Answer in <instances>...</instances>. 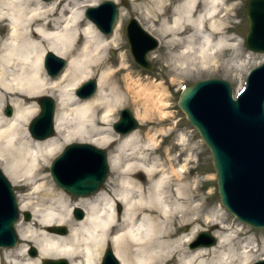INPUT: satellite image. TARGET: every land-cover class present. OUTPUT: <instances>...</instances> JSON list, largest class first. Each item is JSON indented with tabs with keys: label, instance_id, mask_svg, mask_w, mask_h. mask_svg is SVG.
Masks as SVG:
<instances>
[{
	"label": "bare ground",
	"instance_id": "bare-ground-1",
	"mask_svg": "<svg viewBox=\"0 0 264 264\" xmlns=\"http://www.w3.org/2000/svg\"><path fill=\"white\" fill-rule=\"evenodd\" d=\"M99 1L0 0V167L12 185L26 190L17 194L19 209L30 212L31 219L25 221L33 222H18L17 233L37 251L24 257L27 245L3 247L0 264H42L44 259L58 258L70 264H98L108 244L120 264H250L255 248L236 241L243 227L234 229L218 208L212 216L204 214L200 180L186 171L190 155L175 168L172 150H162L159 136L172 130L162 127L171 116L167 88L155 80L142 83L134 78L125 52L115 62L107 56L108 49L122 47L124 14L119 13L112 33L103 35L84 15L86 7ZM147 1L157 8L160 18L152 24L158 22L169 48L167 57L179 69L217 67L239 55L227 0H176L170 5ZM144 13L149 14L150 8ZM48 52L67 61L54 76L44 67ZM94 73L96 78H89ZM88 79L96 80L97 91L93 97L79 98L75 91ZM43 96L56 101L55 133L36 139L28 124ZM126 103L137 106V114L149 124L144 132L118 135L112 130L117 111ZM5 106L11 108L10 115L6 109L3 114ZM71 142L99 147L113 143L109 167L121 176L111 195L100 189L68 200L62 189L49 197L45 208L41 200H33L34 195L55 191L47 168ZM173 144L186 153V134L180 132ZM117 204L122 205L120 212ZM74 207L85 215L72 223ZM202 222L212 223L216 243L186 248ZM57 225L67 233L52 231ZM187 225L190 230L182 231Z\"/></svg>",
	"mask_w": 264,
	"mask_h": 264
},
{
	"label": "water",
	"instance_id": "water-1",
	"mask_svg": "<svg viewBox=\"0 0 264 264\" xmlns=\"http://www.w3.org/2000/svg\"><path fill=\"white\" fill-rule=\"evenodd\" d=\"M47 1V0H46ZM126 5V1H122ZM248 29L244 46L252 52L264 54V0H246L244 5ZM104 34H110L118 16V5L104 0L85 10ZM129 51L136 64L153 70L147 53L154 50L158 40L146 31L135 17L125 26ZM44 67L54 76L66 65V60L52 52L44 56ZM96 80L88 79L75 91L79 98L91 97ZM233 98L230 84L218 78L196 81L183 88L177 106L187 121L197 130L210 150L221 205L240 222L256 229L264 228V62L252 68L244 87ZM40 111L28 130L36 139H45L55 133L54 115L56 101L50 96L37 99ZM7 115L11 108H6ZM138 121L128 108H123L112 129L125 135L138 128ZM107 151L90 142H71L51 161L49 171L58 187L71 196H90L97 193L109 174ZM76 219L84 217L80 207H74ZM22 217L31 219L28 211H20L13 185L0 168V248L14 247L19 243L15 224ZM66 234L64 226L51 228ZM216 238L208 231H200L190 243V248L211 246ZM35 256V247L29 248ZM42 264H70L65 258L44 259ZM100 264H120L111 248L107 247ZM252 264H264V259Z\"/></svg>",
	"mask_w": 264,
	"mask_h": 264
},
{
	"label": "rangeland",
	"instance_id": "rangeland-1",
	"mask_svg": "<svg viewBox=\"0 0 264 264\" xmlns=\"http://www.w3.org/2000/svg\"><path fill=\"white\" fill-rule=\"evenodd\" d=\"M102 1L104 0H100L98 3ZM122 1L123 0L114 1L118 5V16H117L115 25L119 21V16H120L119 13L123 12L124 14L123 23L121 26L122 47L121 49H117V48L108 49L106 52L107 56L110 57V60L112 62H115L117 60V55L120 52H125L127 59H128V63L132 66L131 72L134 78L140 79L142 83L155 80V81H158L159 84H162L163 86L167 88L168 98H169L168 104H169V110L171 111V116L168 117L167 120H165L162 127L163 128L171 127L172 130L171 131L167 130L166 133L159 136L160 139H163L162 144H161L162 150H165L168 148L172 150L171 154L177 157V159L174 161L175 168H178L180 164H182L183 159L188 154L190 155L191 162L187 164L186 171L188 172L190 178L195 179L196 177H198V179L200 180V183H199L200 184V196H201V203L203 205L204 214L207 216H212L214 212L217 210V208L220 209L221 213H223L224 218L227 219V222L234 225V229L243 227L242 231L238 234L236 241H238L239 244L250 242L251 245L255 248L256 251H254L253 260L251 261L250 264H252L253 262L257 260L264 259L263 258L264 257V228L256 229L247 224L240 222L234 215L229 213L221 205L220 198L217 192L216 178L214 175V169L212 167L210 150L207 148V146L202 141L197 130L187 121L185 114L177 106V99H178L179 93L184 87L189 86L192 83H195L196 81L207 79V78H218V79H223L227 81L231 86L232 93L236 95L243 88L245 78L249 70L259 65L261 62H264V61H261L264 55L263 53L249 51L243 44L244 37L248 29V21L245 16V12H244V5H245L246 0H227L228 4H231V7H232V10H230V13L232 14L231 21L233 24V27L231 28L232 33L234 34L235 38L239 42V55L235 58V61L231 60L227 64L217 66V67L216 66L215 67L197 66L196 68L190 67L187 69H179V67L174 66L173 62L167 57L169 48L165 42L166 38L162 34H160L158 22L152 24V22L155 19L160 18L155 5L153 3L148 2L147 0H125L126 5H123ZM163 1H164L163 5H170L176 0H163ZM146 8H150L149 14L144 13ZM86 9L87 7L84 9V15H85ZM132 17H135L137 21L139 22V24L146 31L151 30L152 32H149V31L148 32L151 35H153L155 38H157L158 40L157 47L154 50L147 53V59L153 66L154 68L153 70H145L141 68L138 64L135 63L129 51V46H128V42H127L126 34H125V26H126L127 21ZM115 25L113 29L115 28ZM103 35H106V34H103ZM96 75L97 73H94L89 78H92V77L96 78ZM95 93L93 94V96L95 95ZM6 107L7 106H5L3 109L4 115H6L5 114ZM123 108L130 109L134 117L137 119L139 125L136 130L140 132H144L149 126V124L148 125L144 124V121L137 114V109H138L137 106L132 105L131 103H126L124 106H122L117 111V114L112 124L119 119V113L121 112ZM39 111H40V107H39ZM38 113L35 116H37ZM180 132H184L186 134V143H187L186 153L181 151V145L173 144V142H176L177 136L179 135ZM63 148L64 146L62 147V149ZM101 148H104L107 151V155L109 156V153L114 151V144L111 143L107 147H101ZM162 150L159 151L158 153L161 159H164L165 153ZM57 155H55L52 158V160ZM51 161L49 162V166H50ZM49 166L47 168L48 174H50ZM120 176L121 174L119 173L118 170L112 171L110 169L108 177L105 181V183L107 181L108 183L106 184L104 183L101 186V189L107 192H110V195H111L112 194L111 189L116 185L117 183L116 180ZM13 189L15 191V195H16L17 202L19 205V199L17 197V194L23 195L24 193H26V190L24 187H18L14 185H13ZM60 190L62 189H60V187H58L57 184L55 183V191L53 193H51L50 191L47 192V190H42L40 193L34 195L35 198L33 200H39V201L41 200L40 203H43L44 204L43 207L46 208L49 205L48 203L49 197L51 196L55 197V193L60 192ZM65 194L66 193H64L65 199L67 198L69 200V199L76 198V196H70L68 194L67 195ZM42 197H45V199L42 200ZM115 209L117 210V212H120L122 210V205L117 204L115 206ZM48 210L49 209H45L43 211L45 212ZM72 220H73L72 223L76 221V218L73 215H72ZM20 221L21 222H31V223L33 222L32 220L25 221L22 217H20L15 225L16 230H17V223ZM33 226L35 228L39 227L37 223H33ZM190 228H191V225H187V226L182 227L181 230L184 232H187L190 230ZM200 231H208L211 235H213L215 228L212 226L211 222L209 223L202 222L201 229L194 235L193 239L187 244L186 248H190L189 246L190 243L196 238V236L198 235ZM19 244H21V246L27 245V247H25L24 257H27V256L32 257L31 255H29V252H28L32 244L29 241L27 240L25 241L22 239H19ZM107 247L112 249L111 245L108 244L104 247L103 251ZM3 251L4 249L0 248V254L2 257H3ZM237 252H239V250ZM102 253H101V257H100L98 264H100L101 262ZM19 257H23V256H19ZM1 263L4 264L3 261H1Z\"/></svg>",
	"mask_w": 264,
	"mask_h": 264
}]
</instances>
